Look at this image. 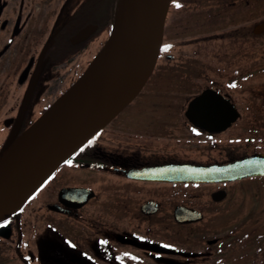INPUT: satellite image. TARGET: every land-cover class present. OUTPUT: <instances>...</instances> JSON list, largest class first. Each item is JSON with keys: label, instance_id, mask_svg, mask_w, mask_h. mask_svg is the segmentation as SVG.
I'll list each match as a JSON object with an SVG mask.
<instances>
[{"label": "flooded vegetation", "instance_id": "obj_1", "mask_svg": "<svg viewBox=\"0 0 264 264\" xmlns=\"http://www.w3.org/2000/svg\"><path fill=\"white\" fill-rule=\"evenodd\" d=\"M85 1L79 0L71 15L69 13L53 25L19 74L14 59L9 61L12 62L9 63L10 73L0 76V112L7 93L5 89L14 87V91H18L20 85L24 87L26 83L25 91L42 48L53 32L57 30L53 43L41 59L43 66L27 102L23 124L30 118L28 111L43 83L45 69L55 70L65 58L68 63L72 55L79 54L94 40L90 31L76 38L86 23L95 22L89 19L68 35L70 41L76 43L73 52L65 58L59 57L61 47L57 44V36L74 17L80 18ZM170 1L166 19L171 32L179 37L169 38L167 42L162 38L158 58L164 54L166 60L173 61L171 70L179 76L183 90H195L185 96L184 104L176 105L181 117L179 130L183 134L179 136L183 141L177 145L182 148L178 149L180 152L174 153L182 157L172 156L174 148L167 146L170 142L165 143L164 139L161 140L164 142L142 139L125 132L119 133L122 139L116 137L112 147L107 146L103 138H109L107 128L122 108L95 133L103 135L100 139L104 144L93 135L28 197L16 211L18 217L10 215L0 222L12 223L11 240L15 241V253L23 264H37L38 260L40 264H264V229L255 224L261 210L264 211L261 201L264 171L232 179H219L217 171H212L255 155L260 158L264 170V59L259 57V53L264 52V0ZM106 16L104 12L98 18L105 20ZM8 22L1 18L0 27ZM18 26L16 22L12 30L19 31ZM37 31L34 38L41 37L40 30ZM60 38L64 44L67 38ZM258 40L262 42L258 44ZM176 46L180 47L170 52ZM4 47L5 43L0 46V54ZM6 57L10 58L9 54ZM2 58L3 55L0 64ZM29 63L26 76L20 79ZM75 72L74 67L73 74ZM196 78L202 79L204 84L200 85V80L196 83ZM24 91L12 104L14 115H3L0 119L3 127L11 128ZM203 91H208L205 101L190 106V101ZM47 105L50 103L43 108ZM234 113L236 117L225 125ZM133 131L152 132L148 129ZM168 133L170 130L166 128L158 130L156 135ZM238 145L243 148L240 153L235 149ZM199 149L211 157L196 160L189 154ZM173 163L184 165L186 174L205 169V178H166L167 166ZM64 167L96 172L104 180L98 184L88 179L70 181L63 178ZM246 196L253 208L241 211ZM42 198L45 199L40 200L42 212L35 207L34 211L58 236L55 243L38 246L44 253L40 256L41 252L25 248L32 240L33 225L24 218L25 210L33 209L35 201L32 200ZM177 208L183 216H177ZM208 209L214 210L212 214L206 213ZM230 214L232 219L239 215L226 226L225 220ZM213 216L218 217L216 225L210 224ZM0 238L3 237L0 235ZM38 238L37 235L36 241Z\"/></svg>", "mask_w": 264, "mask_h": 264}, {"label": "water", "instance_id": "obj_2", "mask_svg": "<svg viewBox=\"0 0 264 264\" xmlns=\"http://www.w3.org/2000/svg\"><path fill=\"white\" fill-rule=\"evenodd\" d=\"M170 2L118 0L114 27L103 48L73 85L40 116L23 126L27 102L43 66L41 59L53 43L57 30L48 38L7 139L0 148V221L10 215L18 217V208L49 174L139 93L158 59ZM30 65L23 69L20 79L26 76ZM207 94L208 91L197 94L190 101V106L203 103ZM231 115L225 125L237 114ZM256 156L244 157L212 171H217L219 179L263 173L260 158ZM183 166L179 163L167 166L169 174L166 178H205L207 170L199 168L186 174ZM180 211V208L176 209L178 217L184 215ZM11 228V222L0 225V235L9 238ZM19 255L25 258L21 252Z\"/></svg>", "mask_w": 264, "mask_h": 264}, {"label": "rangeland", "instance_id": "obj_3", "mask_svg": "<svg viewBox=\"0 0 264 264\" xmlns=\"http://www.w3.org/2000/svg\"><path fill=\"white\" fill-rule=\"evenodd\" d=\"M77 2H79V0H0V19L6 18L9 21L5 27H0V46L5 43V47L0 54V56L3 55L0 64V70L2 69L0 76H5L10 71L9 66H11V64L9 63L12 62L9 61L12 59H14L15 67H17V73L19 74L23 66L26 64L28 57L38 51L45 38L50 34L53 29V25L63 20L64 16L69 15V13L71 15L76 7ZM107 7V4L103 7L101 6L98 13L102 14L104 11H107ZM16 22H19V31L14 32L12 27ZM37 30H40V38H34V33L38 32ZM89 31L90 33H93L94 40L90 42L86 48L81 49L79 54L72 55L73 57L70 58L72 59L71 61L65 63L67 62V58H65V60H60L59 66L57 64V68L55 70L50 69V67L45 69L46 73L44 74L45 77L43 78V83L39 86L36 92L37 94L35 96L31 110L28 111V115L30 117L28 120H35L44 111L43 107L46 105V103L53 104V102H55L56 99L67 90L71 84V81L76 80L77 77L85 71L87 65L103 48L110 34L109 27L106 26V22L102 23V25H99L95 22H88L80 30L76 38L85 36ZM163 34L164 42H167L169 38L176 39L179 37L175 36L173 31L171 32L170 27H168L167 19ZM261 42L262 40H258L257 43L260 44ZM8 44L10 45L9 47ZM179 47L180 46L172 48L170 52H174ZM261 47L263 48V46ZM164 51L165 50H163V52ZM263 53H259L260 60L264 59ZM8 54L10 58L7 59L6 56ZM164 56L165 55L162 54V57L158 58L152 73L150 74L147 81L143 84L139 93L133 97L130 103L123 107L120 115L111 122L107 128L110 133V135H108L109 138H103L102 134L98 136L94 133V135L99 137L98 140L100 143H103V141H101L103 138L106 140V145L112 147V144L114 145L116 142V137L122 139V135L120 136L119 133L125 132L124 134H129L132 137L135 136L142 139L152 138L153 140L157 139L160 142H164L161 141L164 139L165 143L170 142V144L167 146L176 149L171 150L172 156L182 157L179 155V153H174L180 152L179 150L182 148H179L178 146L183 141V138L179 136V133L182 136L183 134L181 130H179V122L181 121V117L176 112L178 109L176 105L179 103L184 104L186 101L185 96L195 90L192 88L185 90L182 89L184 87L181 86L182 83L180 84L179 82V76L175 75L171 70V63H173V61L169 62L168 59L166 60L164 58ZM247 64H249V62ZM50 65H52V63H50ZM74 67L77 72L73 74ZM183 70L187 72V68H184ZM199 80L200 79L196 78V83H198ZM203 84L204 81L201 79L200 85ZM25 86L26 83L24 87L21 84L18 91H14V87L4 90V92L7 93L5 94V97H3L4 105L0 112V119L4 117L3 115L7 117L14 115L15 111H13L12 104H14L18 96H23ZM166 128L167 130H170V133L160 137L156 135L158 130ZM133 129H148L152 132L144 131V133L139 134L134 131L131 132ZM9 131L10 128L3 127L2 124H0V148L4 145ZM237 147L238 148L235 149L239 151L238 153H240L243 150L242 145H238ZM189 154L195 157L194 159L196 160H204L211 157L206 156L205 151H201V149L198 151L192 150V152H189ZM62 170L63 178L69 179L70 181L81 182V180L88 179V181H91L90 183L98 184L104 180L101 179L102 175L96 172L90 173L83 169H66V167L62 168ZM40 200L45 201L43 198L32 200V202L35 201L32 203L33 209L29 210V208H27L25 210L26 216L24 218L28 223L33 225V230L31 231L32 240L30 241L29 245L25 246V248L33 250L35 253L41 252V250H39L40 247H38L39 245L44 243L52 244L51 242L55 243L57 239L56 236H58L55 230L52 228L50 229V227L45 225V221L40 219L41 215L39 216L38 213L34 211L36 208L38 211H40L39 213L42 212L39 208L41 202ZM261 201L264 204V196L261 197ZM244 203L245 205L240 203L242 206H244L243 208L240 207L241 211L253 208L252 202L248 196L245 197ZM229 210L231 211L232 209ZM213 211L214 210L211 211L208 209L206 210V213L210 214L211 212L212 214ZM260 214V216L256 218L255 224L261 226V228L264 229V211L261 210ZM238 215L239 214L235 215L234 219H232L233 215L230 214V216H228L225 220L226 226H230L234 220L238 218ZM217 221L218 217L213 216L210 224L216 225ZM37 235L39 238L36 241ZM2 237L3 238H0V264H23L21 258H19L15 253V241L11 240V236L9 238L4 236ZM57 243H59V241H57ZM39 254L40 256L44 255L43 252ZM36 263L40 264L41 262L38 260Z\"/></svg>", "mask_w": 264, "mask_h": 264}, {"label": "trees", "instance_id": "obj_4", "mask_svg": "<svg viewBox=\"0 0 264 264\" xmlns=\"http://www.w3.org/2000/svg\"><path fill=\"white\" fill-rule=\"evenodd\" d=\"M117 2H118V0H86L83 4L84 7L79 14L80 18H77L78 16L74 17V19L71 20L66 25L68 27H64V30L59 32V35L57 36V39H58L57 44L60 45L61 51L59 54L60 56L58 55V52H57L56 56L65 58L66 55H68L70 52H73L72 47H74L76 43L73 44L70 41V38L68 37V35L70 33L74 32L76 29H78L79 26L81 25V23L88 21L89 19L93 20L95 22L98 21L96 23H98L99 25H102V23L106 22V26L109 27V32H111L113 27H114V22L116 19V11H117V5H118ZM106 4L108 6L106 8L107 11H104V12L107 15V18H106V20H101V18H98V14H99L98 12L100 10V7L101 6L103 7ZM75 24H76V26H75ZM68 28H72L71 31L64 33V31L67 30ZM61 36L62 37L65 36L67 38L66 41H64V44H61L62 43L61 38H60ZM76 80H72L70 86L73 85L76 82ZM47 107H48V105L45 108H43V110H45ZM31 121L32 120H28L27 122H25L24 126L29 124Z\"/></svg>", "mask_w": 264, "mask_h": 264}, {"label": "snow or ice", "instance_id": "obj_5", "mask_svg": "<svg viewBox=\"0 0 264 264\" xmlns=\"http://www.w3.org/2000/svg\"><path fill=\"white\" fill-rule=\"evenodd\" d=\"M177 7H179V5H177ZM105 243H106V242H105ZM165 247H167V245H166Z\"/></svg>", "mask_w": 264, "mask_h": 264}]
</instances>
